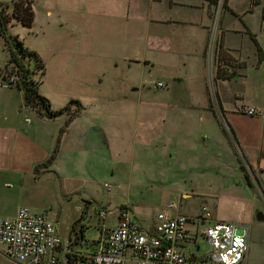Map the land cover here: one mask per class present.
Masks as SVG:
<instances>
[{"label": "crops", "instance_id": "crops-1", "mask_svg": "<svg viewBox=\"0 0 264 264\" xmlns=\"http://www.w3.org/2000/svg\"><path fill=\"white\" fill-rule=\"evenodd\" d=\"M215 3L216 0H129L127 15L137 20L135 46L144 49L145 56L121 60L110 53L104 56L105 70L95 72L84 71L86 67H82L81 72L72 71L82 59L64 57L60 68L62 76H71L83 86L78 94L71 96V100L82 105L71 120L72 114L77 112L75 105L70 113L53 120L24 105L23 92L9 82L11 76H16L10 71L7 73L9 52L0 35V216L13 217L19 207L27 206L29 187L35 181L51 177L81 180L82 173L76 168L85 166L89 172L95 163L124 159L130 150L136 151L135 148L144 153L146 145L151 144L147 140L150 136H160V141L166 143L164 154L171 162L170 171L178 167L191 174L205 175L212 170L223 173L233 167L242 171L240 159L226 161L225 155L237 147L258 175L263 174L264 0H226L218 28L217 56L219 53L221 56L217 59L213 81L216 98L207 86L210 72L205 66ZM94 59L89 56L83 63L90 64ZM180 59H183V68H179ZM134 61L162 72V77L156 81H164L165 87L170 85L168 81L179 86L156 93L154 81L147 87L144 79L138 81V77L125 69L124 62L129 68ZM44 63L46 71L40 88L48 73L45 60ZM224 74L231 77H223ZM40 93L49 99L53 110H60L71 101H67L60 83L54 94L58 98L63 94V106L55 107L54 96L41 90ZM213 99L218 101L219 114L215 113ZM250 109H254L255 114L249 115ZM67 122L57 158L49 167L36 172L52 155L60 130ZM161 123L164 126L158 130ZM228 129L236 146L230 142ZM259 178L263 188L264 180L262 176ZM91 199L83 198L84 206L78 218L81 222L75 228L72 226L70 240L76 252H84L79 247L86 237L83 219L89 217ZM122 206L132 212L126 203L110 212L104 208L109 213L105 219L108 226L116 224ZM171 210L173 214L179 213L178 209ZM111 215L114 220L107 222ZM152 227L153 224L146 229ZM200 238L205 239L196 236L181 244L180 249L203 256L205 253L194 249ZM70 240L63 248L69 247ZM60 254L65 256L63 251L58 252V257Z\"/></svg>", "mask_w": 264, "mask_h": 264}, {"label": "rangeland", "instance_id": "rangeland-1", "mask_svg": "<svg viewBox=\"0 0 264 264\" xmlns=\"http://www.w3.org/2000/svg\"><path fill=\"white\" fill-rule=\"evenodd\" d=\"M222 2L223 0H219V4L216 5V2L214 5L213 28L208 37L205 53V66L210 72L207 86L211 91L214 90L213 81L217 73L219 43L217 29L221 20ZM0 3L11 5L8 11H12L13 0H0ZM128 5L129 0H34L35 19L31 27H25L13 19L9 31L18 36L25 46L35 50L47 64V77L40 90L55 97L54 90L60 83L62 92L66 93L67 101L71 100V96L78 94L83 86L71 76H62L63 71H60L64 57L76 56L82 59L72 71L81 72L82 67H86L84 71L95 72L105 70L104 56L110 53L112 57L121 60L127 57L135 59L136 56L141 59L142 55L145 56V50L135 46L137 20L127 15ZM185 38L184 36V40ZM211 38H215L214 44L210 43ZM89 56L95 59L90 64L83 63ZM126 63L124 62L125 69L138 77V81L140 78L144 79L147 87L158 77H162L160 76L162 72L144 62L138 65L134 61L129 68ZM178 64H180L179 68H183V59H180ZM31 67L34 68V62L31 63ZM7 70L15 71V68L10 65ZM36 72L33 77L38 79L41 69H36ZM168 82L169 87L158 88L154 85L156 93L157 90L165 91L166 88L173 89L179 86L171 84L172 81ZM214 94L213 91L212 97L216 98ZM63 100V94L59 98L55 97L53 105L63 106ZM213 107L215 113H221L216 99H213ZM161 113L164 115V112ZM169 124L170 120L165 125L168 127ZM163 126V123L159 124L158 130ZM229 137L234 146V137L230 132ZM160 139V136L147 138L151 143L146 145L147 154L135 148L136 151L130 150L124 159L100 163L103 164L102 167L95 163L89 172L85 166L76 168L82 173L81 180L68 181L51 177L47 180L35 181L29 187L31 194L25 207L45 213L55 220L66 245L70 240L72 226L81 213L80 208L84 206L83 198L91 197L90 201L93 203L89 217L83 219L86 237L79 247L86 252L91 250L92 240L100 235L97 227L100 223L98 217L100 210L105 208L110 212L120 204L126 203L132 208V213L135 214L140 225L150 228L154 223L155 215L170 211L167 205L174 203L180 214L196 219L201 229L211 220L236 223L242 227L239 229L241 233L244 232L243 228H247L248 251L243 264H264V219L257 218L258 213L264 215V187L262 188L259 183V176L264 180V173L258 175L256 169L249 164L243 152L237 147H234L233 152L225 155L226 161L241 160L253 181L250 187L238 167L226 169L223 173L212 170L209 175L201 172L191 174L180 167L170 171L171 162L164 154L167 150V147L164 148L166 143ZM230 163L231 166L234 165L233 161ZM105 184H112L113 190L107 191ZM203 206L209 208L212 214L210 220L200 217ZM113 220L114 215L107 218V222ZM73 245L76 247L73 242L68 245L70 251L67 254H72L71 251L76 250ZM194 249L203 254L207 253L210 247L205 239L200 238ZM6 252V247L0 244V264H15ZM67 254L59 255V264H72Z\"/></svg>", "mask_w": 264, "mask_h": 264}, {"label": "built area", "instance_id": "built-area-1", "mask_svg": "<svg viewBox=\"0 0 264 264\" xmlns=\"http://www.w3.org/2000/svg\"><path fill=\"white\" fill-rule=\"evenodd\" d=\"M216 2L218 5L219 0ZM223 7L224 0L220 16ZM214 39L211 38L210 43L214 44ZM15 81L16 77L9 78L10 83ZM154 85L163 88L166 83L155 81ZM247 113L253 115L255 110L250 109ZM113 188L112 184H105L107 191ZM175 206L169 203L167 208L170 210ZM108 214L104 209L98 214L103 222L97 225L100 235L92 240L93 249L71 251L88 257L89 264H243L245 261L249 232L247 228L239 232L242 227L236 223L211 220L201 229L194 218L163 211L155 215L153 227L146 229L125 206L119 208L114 225L105 223ZM200 217L204 220L212 218L207 206L202 207ZM196 236L205 238L210 247L201 257L180 249L181 244ZM0 244L6 247L9 259L16 264H59L58 252L63 251L66 255L70 251L68 247L63 248L64 240L55 220L25 206L19 207L13 217L0 216Z\"/></svg>", "mask_w": 264, "mask_h": 264}, {"label": "trees", "instance_id": "trees-1", "mask_svg": "<svg viewBox=\"0 0 264 264\" xmlns=\"http://www.w3.org/2000/svg\"><path fill=\"white\" fill-rule=\"evenodd\" d=\"M34 0H13L12 11L9 12L11 5L0 3V35L4 37L6 46L9 52V60L7 62V68L13 65L15 71H7L11 75L15 74L16 81L11 84H15L22 92L24 97V105L34 109L41 116L53 120L66 113L71 112V108L75 105L77 112L73 113L70 120L73 119L78 111L82 108V105L77 100H71L64 108L60 110H53L49 99L40 93V84L42 82V76L46 71V66L40 55L33 50L25 46L24 42L13 35L9 31V26L13 19H16L25 27H31L35 19L34 13ZM226 8V0H224V7ZM221 52V51H220ZM221 53L218 54V60H220ZM27 60V61H26ZM34 62V68L31 67V63ZM36 69H41V75L38 79L33 77L36 74ZM14 70V69H12ZM219 74V70H218ZM223 77H231V75H223ZM69 122H67L60 130L59 137L57 139L54 151L46 163L39 165L36 168V172L39 168L49 167L53 161L57 158L60 148L61 138L64 132L67 130ZM241 169L244 172L245 179L249 185L253 182L247 172L246 167L241 164ZM80 222L78 219L73 228ZM85 240V239H83ZM91 250L93 249V242H91ZM88 250L86 252H89ZM69 262L72 264H89L88 257L78 255L75 253L67 254Z\"/></svg>", "mask_w": 264, "mask_h": 264}, {"label": "water", "instance_id": "water-1", "mask_svg": "<svg viewBox=\"0 0 264 264\" xmlns=\"http://www.w3.org/2000/svg\"><path fill=\"white\" fill-rule=\"evenodd\" d=\"M257 218H258L259 220H262V219H264V215H263L262 213H258Z\"/></svg>", "mask_w": 264, "mask_h": 264}]
</instances>
